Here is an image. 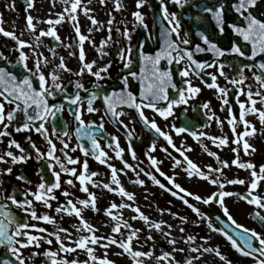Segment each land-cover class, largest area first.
<instances>
[{
	"label": "snow or ice",
	"instance_id": "1",
	"mask_svg": "<svg viewBox=\"0 0 264 264\" xmlns=\"http://www.w3.org/2000/svg\"><path fill=\"white\" fill-rule=\"evenodd\" d=\"M61 2L66 5L63 14H58L55 19L50 18L43 21V23L48 25V28L40 29L38 35L34 36L35 44L21 39L20 36L16 35L15 31L5 30L2 26L3 20L0 18V35L14 41L16 45L15 51L18 53L15 64L8 62V66H0V138L11 137V133L8 129L13 127L14 131L17 133H38L47 143V149L41 151L36 143L32 141L31 136L26 137L29 147L32 149V152L30 153L16 139L10 138L8 140V148H15L19 154L10 150L5 151L0 155V163H9L10 161L11 165L25 164L30 159L35 158L37 162L44 161V166H46L47 170L54 178L51 181H46L42 174V169H38L37 175L40 176V182L36 185L35 190L28 188L22 193H19V189L14 187L10 193L5 195L6 190L3 187L5 183L3 177L10 176L13 172V168L8 167L0 170V247L6 249L7 253H10L11 257L14 258H0V264H26L25 258L23 257V249L29 247H35L38 249L41 247L42 243H46L49 246L53 244L52 239L46 238L45 235L32 234L33 232L42 234L46 233L47 237H54L55 244L57 245L56 251H52L51 248H49L43 253H31V256L43 255L45 260L50 262V264H81V262L76 259L69 260L65 256L60 255V253H74L77 252V250L85 252L88 257V260L84 261L83 264H88L89 261H91L92 264H114L113 261L107 258V251H105L103 258H98L94 254L95 247L107 250L111 246H115L121 250L119 253H116V255H126L129 257L131 264H146V259H151L153 257V251L140 250V248H143V245H139V248L137 247L139 244V233L141 229H134L127 220L123 219L122 213L114 211L117 209H130L136 214L130 217V219L140 220L145 226H147L149 234L145 237L146 242H155V238L152 235V232L154 231L159 233L166 242L172 246L171 253L163 251L161 255L155 257L156 264H161L163 261H167L168 264H180V262L175 259L174 253L178 251L184 252L185 249L176 247L177 243L180 241L172 236L173 225L165 220L156 221L145 215L140 210L139 206L135 205V194L127 191L118 178L120 174L126 175V172H124L125 169L135 172L137 177H139L140 173L143 172V169H138L123 159L124 149L120 148L118 138L116 136H111L109 140H106V147L113 148L115 158L120 159L123 165L122 169H116L108 162L111 158L98 142V138L104 137V116H101L100 123L98 124L94 121L86 122L83 119V113L85 111L89 114H94L99 111V109L94 107V101L98 98L102 99L104 114L112 119L114 123L119 124L124 128L125 137L129 141L128 152L133 160L137 159L136 153L132 150L131 145V140L134 136V129H129L128 125L124 124L123 120L120 119V117L127 115V113L117 110L124 107L133 109L138 116L139 122L142 123L145 128L154 132L157 136L162 137L163 140L167 142L168 146L179 153L182 159L173 157L174 167L177 165H183V171L189 179L195 177L206 181L208 184L216 186L217 191L212 192L206 198L189 192L175 182L174 176H168L162 172L158 167L160 161L151 155L148 156L151 168L155 169L160 176L164 177L168 182V185H171V187L169 188L164 183H161L151 171L143 172V174L155 185L170 192L173 197L179 199L192 211L193 214H195L196 217L199 218L200 221L206 222L207 228L210 232H217L224 236L237 253L245 257H252L253 260H255V264H264V235L236 223L225 204L226 197L238 195L239 199L244 200L249 205L264 209V197L254 194L259 182L264 181V165H261L259 172H257L254 164L251 162H241L237 155V157L231 161V164L238 168L249 170L251 181L248 184V191L245 194L225 191L226 184L243 185L246 182L242 179H224L223 169L230 166L229 162L221 161L215 152L208 150V148L202 143V140H210L217 148H220L222 146H228L229 140L227 137H214L208 135L202 130H191L194 125L187 123L183 126L170 124L168 125L169 132H166L158 126L154 118L150 119L146 116L144 111L145 109L151 110L155 115L168 121L169 118L175 116V108L180 107L181 105L187 106L189 101L195 99L200 93L201 89L193 85L191 77L196 76L197 78H200L202 74L210 76L211 82L206 83L205 86L215 90L221 105H229V89L219 86L217 83L218 74L220 77H224L228 84L233 86V89L237 94L235 98L236 103L239 106L238 117L233 116L232 108L231 106H228L227 123L233 134L232 143L237 146L242 145L246 155L249 154L250 149L254 152L255 149L245 140V137L253 136L256 129L255 126L246 119V116L255 115L258 117L261 125H264V62L259 64L253 63L251 65H237L236 76L230 78L224 72L226 65L220 63L219 58L234 56L254 62L257 56L264 54V19L258 18L253 11H251V9L257 7L259 0H231L230 3H228L227 0H216V2L211 5L207 3L193 5L197 8L199 13L207 14L204 18H211L218 35L223 36L227 28L230 29L234 35L240 37L246 44L251 45L250 54H247L243 47L235 42L231 43L230 47L225 49L212 41L204 31L197 29L196 35L206 47L197 44L194 52H211L216 58L213 63L199 62L194 59L193 51H189L183 47L190 44V40L188 39L189 33L185 32L184 37L181 38V21L176 12H170L168 10V4L183 9L190 0H167V3L165 0H157L160 15L163 21L167 22V27L162 26L161 38L163 40V45L160 51L156 52L154 56L146 55L143 51H140L138 54L141 64V75L139 77L141 88L138 97L134 95L132 91H129V76L133 79L137 78V73L131 71L134 50L130 43L126 49H122L119 52V59L123 62L124 69H129L128 74L124 75L120 80L122 85L120 91L113 90L110 93H105L100 96L95 90L84 88V85L80 80H70L69 83L74 88V92L71 94L67 93L66 87L60 83V73H72V70L66 66L63 57H60L59 64L56 65L55 71L48 73L47 76L44 74L42 66L47 65L49 61L47 57H44L42 53L37 51L41 42V37H50L59 43L61 38L57 34L56 25L63 23L66 18L68 21L73 22L75 45L79 49L78 60L80 67L78 71L72 74L76 77H82L85 74L94 77L95 81H97L93 86L95 89L100 88L99 81L108 78L109 69L111 68L110 63L102 67H96L95 60L91 62L86 61L83 48L84 43L87 41L92 43L94 47H96V45L91 41L90 35L86 36L81 33L76 15L80 8L81 0H61ZM147 2L148 0H136L135 7L137 10L132 13L134 18L133 28L139 25L147 31L148 26L145 23L144 15L139 11V9H141ZM100 3L104 4L105 0H100ZM114 5L116 11L121 10L122 4L120 3V0H114ZM33 7V0H28L25 11L27 12L28 9ZM228 9H231L241 18L243 26L226 22L225 13ZM83 11L84 14L88 16V19L93 26L99 23L94 17L88 15L90 9L85 8ZM188 18L200 21L202 16L197 15ZM33 21L34 17L32 15H26V30L29 33L35 34L37 28ZM40 22L41 21H37V23ZM107 24L108 36L105 40L100 41V45L97 48L101 57L107 55V52L103 51V49L107 46L108 42L112 40L111 32L113 19L110 18L107 21ZM96 30L99 29L97 28ZM92 31L93 28L88 29L89 34ZM116 31L119 33L120 29L117 28ZM22 35L23 33H21V36ZM122 35L126 40L129 42L131 41V34L127 27H125ZM173 36L175 39H173ZM64 47L71 48L73 45H64ZM25 48L32 49L31 55L34 59L32 68L28 67L27 61L30 57L25 51H23ZM49 51L55 55L54 49L50 48ZM74 54L75 53L73 52H69V55ZM162 59L166 60L169 65L175 64L178 66L176 68V74L181 78V84L183 86H178L177 83L173 82V72L171 70L160 69L159 65ZM6 60L7 57L0 53V61ZM146 65L151 66V71L148 75L144 72ZM180 65L183 66L180 67ZM17 66L22 67L24 72L28 73V75H22L18 78V76L11 70ZM213 67L216 68V74L206 73V69ZM94 68L96 70H93ZM253 68L257 69V71L252 74V79H254L258 85V89L256 90H254L250 84H246L248 77L244 74L245 69H248V71L251 72ZM33 79L36 80L38 87L34 86ZM201 82L205 83L202 79ZM169 89L173 90L175 93L173 97H170ZM81 91L88 94L86 104L81 96ZM57 94L62 95L63 101L69 106V114L73 116L76 123L74 134L76 136L77 144L76 147L71 148V151L75 152L78 148L84 157L91 156L100 164L106 165L111 173L110 183L100 184L95 182L92 177L98 175V173L89 172L87 159L81 163L78 159H74L68 155L67 151H63V149L69 148V143L63 139V137H69V139H71L67 131V125H64L63 130L60 132H57L54 127L51 135L49 134V130L46 127L49 119L55 120L57 115L64 109V103H50V98L55 100ZM239 96H244L245 100L241 101ZM258 103L262 106L261 108L256 107ZM199 107L207 110L205 112L207 121L215 120L217 125H222L224 123V121L220 120V118L211 111L210 102H204ZM221 110H223V108ZM132 122L133 121L130 119L129 123ZM238 125L243 126V131L237 132ZM208 126L209 125L207 124L204 125V127ZM170 132L175 133L177 136L186 134L191 137L194 141L200 144L209 156L214 157L217 160L218 166L213 168L211 165H208L207 171L202 170L186 155V152H189L192 149L183 144L180 148H177ZM51 136H55L59 139V142L62 145L61 154L63 160L61 159V156L56 155V145ZM82 140H87L91 147H86L80 142ZM155 146L156 141L153 140L149 152L155 151ZM161 150L171 155V153L168 152L167 147H162ZM232 151L236 153L237 148H233ZM77 164L80 165L79 171L76 167L67 166ZM62 175L69 178L62 181ZM16 180L25 184H31V181L23 175H17ZM76 181L79 182V190L86 194V198L76 199L74 202L73 199L70 198L72 197V193L67 188L62 189V183L68 185L69 188H74L76 186ZM132 182L140 186L144 185V181L140 179H136ZM89 184H91L92 187L103 188L108 192L121 197L122 201L126 199L130 202H121L119 204L113 202L104 209V215L109 217V220L111 221V235H96L98 229L89 223L82 215L83 211L89 208L93 212L100 211L97 207V197L95 193L89 191ZM58 190L60 191V195L66 198V201L60 203L55 208V212L58 214L74 216L77 219L78 224L73 225V227H75L77 233H84L83 235H78L76 238H73L72 232L66 228H57L55 231L49 232L43 227H37L36 224L28 223L29 218L33 221L40 220L49 224L56 223L55 218L48 214L38 216L33 204L34 202H37L43 204L46 208H52L51 201L57 200L55 192ZM18 193L22 198H17ZM28 197H31V199ZM189 197L200 204H217L231 225L239 230L238 235L240 243H237V240L233 239V236L226 231L228 224H225L223 228L215 227L213 221L206 216L199 207L189 202ZM145 199H147V196H145ZM12 207L20 209L24 215L18 218L12 212ZM159 211L161 215H164L166 212L173 219L179 220L181 224L188 223L187 217L180 216L178 213L172 212L170 209H160ZM255 216L264 223V216H261L259 212H256ZM217 219H219V217H217ZM193 224L199 226L197 221H193ZM122 230H127V234ZM178 231L184 233L185 228L179 227ZM61 233L64 234L63 237L61 236ZM117 236L120 238L117 239ZM200 239L202 243L193 246L197 240L196 236L188 235L186 238H183V243L188 245L187 251L191 254H196L187 256L184 260V264H194V261H199L204 254H214L220 261L224 262V264H231V261L227 260L226 256L221 253L217 246H209L211 237H201ZM253 240L258 242V247L253 246ZM65 241H67V243H65ZM241 244L243 247H241ZM255 253H259L260 259L256 258L254 255Z\"/></svg>",
	"mask_w": 264,
	"mask_h": 264
},
{
	"label": "flooded vegetation",
	"instance_id": "2",
	"mask_svg": "<svg viewBox=\"0 0 264 264\" xmlns=\"http://www.w3.org/2000/svg\"><path fill=\"white\" fill-rule=\"evenodd\" d=\"M200 1H202V2L207 1L208 2V1H216V0H190V2L188 4H186L183 9L176 7L174 5H171V4L167 5L168 10L170 12H176L178 18L181 21V28H180L181 38L184 37V33H185V29H184L185 20H183V18H182V15H184L183 12L188 11V9L192 3L200 2ZM165 2L167 3V0H165ZM25 4H27V3H25ZM145 5L147 6V10H148L147 13L149 16V19H148L147 15L144 16L145 23L148 26L147 31H145V29L139 25H137L135 28H133V26H132V30L130 31V34H131V41L130 42L128 40H126L123 36H119L118 38H116L115 40L112 41V49L110 51H105V52H107V55L103 56V57L99 56L97 58L96 67H102V66L109 64V63L111 64V68L109 69V73H108V78L98 82L100 85V88L94 89L93 86L95 83H97V81H95L94 77L87 75V74H85L82 77H76L72 74V73H75L76 71H78L79 67H80L78 56H73L72 57L73 63H71L69 61V64L71 66L70 69L72 70V73H68V72H61L60 73V75L62 77L60 80V83L66 87L67 93L71 94L74 92V88L69 83V81L70 80H72V81L80 80L83 83L84 88L89 89V90H95L100 96H102L103 94H105L104 92L108 91L109 88L112 85H114L115 77L121 71L124 70L123 62L119 59L120 50L126 49L129 46V43L131 44V46L134 50V46H135L137 40L139 39V36L142 39L147 37L148 43L150 44V46H154L155 43H154V35H153V26H154L153 16L155 14L154 12H156L157 10H160L159 4H158L157 0H148V2L145 3ZM20 11H21L22 16L24 14H26V11H23V10H20ZM232 15L237 18V20H234V21L242 23L241 18L238 17L236 13H232ZM195 21L196 20H194L193 22L195 23ZM22 24L26 30V19L24 20V22ZM47 28H48V26H47ZM8 31H10V30H8ZM143 33H146L147 36L144 37ZM149 37H151V38H149ZM25 38L28 39V37H25ZM188 39H189V37H188ZM230 39H231L232 43L235 42L238 45L242 46L244 51L247 54H250L251 45L246 44L240 37H237L232 32H231V38ZM29 41H33L35 43L34 38L30 39ZM60 45H61L60 43L56 42L52 38L47 37L46 40L41 39L39 46H40V48H42L43 51L41 53L44 56L48 54L49 59H53L54 55L52 52L49 51V49L52 48L56 52L58 50V48L60 47ZM133 53H134V51H133ZM2 54L5 57H7V60L5 61V63L8 64V62H11L12 64H15L16 59L18 57V54L16 51L14 54L13 48L7 47L5 49V52H3ZM85 57H86V60L89 62V60L92 58L91 52L86 51ZM238 59L239 58L234 57V56H228V57L225 56V57H223V59L219 60L220 63H223L226 65L224 68V72L230 78L236 76V74H237L236 73V66L237 65H241V64L251 65L253 63L259 64L261 62H264V54L257 56L255 58L254 62L248 61V60L240 61ZM133 62H134V57H133ZM27 63H28L29 68L33 67V63H29V61H27ZM182 66L183 65H180V67H182ZM176 67H178V66L176 65ZM55 70H56L55 68H52L51 72H53ZM93 70H96V69L94 68ZM42 71L44 72V74L46 76L48 75V74H46L47 71L46 70L44 71V66H42ZM256 71H257V69H255V68H253L251 72L248 71V69L244 70L245 76L248 77V80H246V84H250L254 90L258 89V85H257L256 81L254 79H252V74H253V72H256ZM206 73L216 74V68L215 67L208 68V69H206ZM179 79H180V83H181V78L179 77ZM201 79L205 83H202ZM33 80H35V79H33ZM191 80H192L193 85H195L201 89L200 93L196 96L195 99L190 100L189 104L187 106L181 105L180 107L175 108L174 109L175 116L172 118H169L168 121L163 120L158 115H155L152 112H151V118L150 119L154 118L156 120L158 126L161 127V129L166 131V132H169L168 125H170V124H175L177 126H183L185 123H187V124L194 125V127L191 130H194V131L202 130V131L206 132L208 135L214 136V137H227L229 140V143H228V146H226V147L222 146L220 148H217L210 140H207V139H203L202 143L208 148L209 151L215 152L221 161H228L229 162L230 166L228 168L223 169V178L224 179H242L246 182L243 185L226 184L224 190L230 191L233 193H238V194H245L248 191V184L251 181L249 170L238 168V167L232 165L231 161L233 159H235L238 155L241 162H244V163L251 162L252 164H254L256 166L257 172H259L260 166L264 165V125H261L257 116H255V115L246 116V119L248 121H250L251 124L254 125L255 129H256V132L253 136L245 137V140L255 149L254 152L251 151V149H250L249 154L246 155L244 150H243L242 145L237 146L236 144L232 143L233 134H232L230 126L227 123L228 106H231L232 111H233V116L238 117V114H239V106L236 103V98H235L237 94H236L235 90L233 89V86L228 84L227 81L224 79V77H220L217 74V83L219 84V86L220 87H226L229 89V93H228L229 105H223L222 106L220 100L218 99V96H217L215 90L210 89V88L205 86L206 83L211 82L209 75L202 74V76L200 78H197L196 76H192ZM34 86L38 87V84L34 83ZM245 90H247V89H245ZM87 95H88L87 93L81 91V96L85 100V104H86ZM239 99L241 101H243V100H245V97L239 96ZM204 102H210L211 111L213 113H215V115L217 117H219L220 120L224 121V123L222 125H217L215 120L207 121V119L205 117V112L207 110L199 107ZM50 103H64V109L61 113H59L57 115L55 120L49 119V122L46 125V127L49 130V134L51 135L54 127L56 128L57 132H60L63 130L64 125H67V131H68L71 139H69V137H63V139H65L69 143V148L63 149V151H67L68 155H70L74 159H78L77 157H75V153L76 152L80 153V157H81L80 159L82 160V162L85 159H87V161H88L89 172H95V173L100 172L99 169L95 166V165H100V163L98 161L93 159L91 156L83 157L82 156L83 154L79 151L78 148L75 152L71 151V148L76 147V144H77L76 136L74 134L76 126H75V121L73 119V116L69 114V106L63 101L62 95L57 94V97L55 100H52L50 98ZM6 107H11V106H6ZM94 107L99 109V111H98L99 113L96 112L94 114H89L85 111L83 113V119L86 122L87 121H94L98 124V123H100L101 116H104V137L98 138V142L100 143V145H103L104 147H106V136H108L109 138L111 136H116L120 140L126 141L124 128L119 124L111 122L107 118V116L103 112L102 101L100 98H98L97 100L94 101ZM256 107L261 108L262 106L258 103L256 105ZM222 108H223V110H221ZM144 111H145V115H146L147 112L151 111V110L145 109ZM120 119L123 120L124 124L128 125L129 129H134V136H133L132 140L137 141L140 137H142L145 140H151V144H152V141L158 138L159 140H162L165 145H167V142L164 141L162 137L157 136L152 131H151V136H149L148 133H143V135L141 136V129H140L139 125L133 120L131 114L127 113V115L120 117ZM130 119L133 121L132 123H129ZM205 124H207L209 126L204 127ZM117 125L119 127H117ZM121 129L124 130V133L121 132ZM8 131L11 133V137L0 138V141H2V142H0V155H2L5 151H9V150L13 151L16 154H19L15 148H11V149L8 148L7 145H8V140L10 138L16 139L30 153L32 152V149L29 147L28 141L26 139V137H28V136H31L32 141L36 143L37 147H39L41 149V151H45L47 149L46 141L38 133H35V132L17 133L14 131L13 127H10L8 129ZM240 131H243L242 125L237 126V132H240ZM179 137L182 139L181 145L183 144V145L190 147L192 149L191 151L186 152V155L194 163H196L202 170L207 171L208 165H211L213 168L218 166L217 160L214 157L209 156L207 154V152H205L204 149L200 146V144L197 143L196 141H194L191 137L187 136L186 134H181V135H179ZM51 138L53 139V141L56 145V149H57L56 155L61 156V159L63 160V156L61 154L62 145L60 144L59 139H57L55 136H51ZM126 142L128 143V141H126ZM162 147L163 146L161 145V143L156 141L155 148H159L161 150ZM168 147L171 148L170 146H168ZM233 148H237L236 153H234L232 151ZM109 149H113V148H109ZM173 150H175V149H173ZM162 152H164L166 154L165 151H162ZM148 153H150L149 149L145 148V154L147 156V161L145 163H142L138 157H137L136 161H138L139 163H141L143 165H149L150 162L148 159ZM131 159H132V157H131ZM67 166L68 167H76L78 169V171L80 168L79 164L67 165ZM8 167H12L13 172L10 176H4L3 177V179L5 181L3 187L6 190L5 195L10 193L14 187L19 189V193H22L25 189H28V188L35 190L36 185L40 182V176L37 175L38 169H42V174H43L46 181H51L54 179L51 176V173L47 170L46 166H44V161L37 162L35 158L30 159L25 164L11 165L10 161H9V163H0V170L6 169ZM181 167H184V166L181 165ZM17 175L25 176L28 180L31 181V184H25L21 181H17L16 180ZM94 177H97V175ZM94 177H92V179ZM68 178L69 177H67L65 175L61 176L62 181L66 180ZM196 179H197L196 182L198 183V186L196 185L194 187V194L206 198L212 192L217 191L216 186L208 184L206 181L200 180L198 178H196ZM94 181L102 184V181H99L97 179H94ZM75 184H76V186L74 188H69L68 185L62 183V189L67 188L72 193V197H70V198L73 199L74 202L76 199L86 198V194L79 190V188H80L79 182L76 181ZM88 187H89L90 192L95 193V195L97 197V201H96L97 207L101 211L104 207L103 206V199L105 197V195L102 196L101 194L106 192V190L103 188L92 187L91 184H89ZM19 193L17 195L18 199L22 198L19 195ZM254 194H258V195L264 197V181L259 182L258 187L255 190ZM55 195L57 196V200L51 201L52 208H46L43 204L37 203V202H34L33 206H34L38 216L43 215V214H48L49 216L55 218L56 223L55 224H49V223H45V222L40 221V220L33 221L30 218L28 219V223L36 224L37 227H43V228L47 229V231H49V232L55 231L57 228H65L61 222V218L62 217L68 218L69 216L66 214L56 213L55 208L60 203L65 202L66 198L63 197L62 195H60L59 190L55 192ZM28 198L31 199V197H28ZM190 200H191V198L189 197V202H190ZM225 204L228 207L229 212L232 215L233 219L236 221V223L244 226L245 228L254 230L257 233L264 235V225L261 226L259 224V219L255 216L256 212H259L261 216H264V209H259V208H256L254 205H249L244 200L239 199L238 195L226 197L225 198ZM202 205L204 206V209H202L201 211L206 216H207L206 212L217 214V215H220L224 220L229 222L227 220V218L223 215L221 209L219 208V206L217 204L213 203V204H208V205H204V204H202ZM10 207H11V205H10ZM105 208H107V207H105ZM11 210L18 218L22 217L24 215V213L20 209L12 207ZM100 211L93 212L89 208L86 210V213L88 215L97 216V215L103 214ZM85 219L89 223H91V220L89 218H85ZM205 225L207 226L206 222H205ZM214 226L217 228H220L215 223H214ZM94 227L97 228L98 231H100V233H97L98 232L97 231L96 234H103V232L105 231V230H102L103 227L100 226V224H98V223H95ZM203 230L205 231V229H203ZM69 231L72 232L73 238H76L78 235L84 234V233H77L76 229L73 231H71V230H69ZM32 234L45 235L46 238H50L53 240V244L51 246H49L46 243H42L41 247L38 249L35 247H29V248L23 249L22 252H23V257L25 258L26 264H50V262H47L45 260V257H43V255L31 256V253H33V252L43 253L46 249H49V248H51L52 251H56L57 245L55 244L54 237H47L46 233L42 234V233L33 232ZM63 235L64 234L61 233L62 237H63ZM253 242H254V244H257V246H258V242H256L255 240H253ZM65 243H67V241H65ZM80 251L81 250H77V252L70 253V254L60 253V255L65 256L69 260H72V257L73 258L78 257V253ZM94 254L96 256H100L101 255L100 249L95 248ZM71 255H72V257H71ZM243 257H245V256H243ZM0 258L14 259L11 257L10 253H7L6 249H4L3 247H0ZM246 258L252 259V261H255V260H253L252 257H246Z\"/></svg>",
	"mask_w": 264,
	"mask_h": 264
},
{
	"label": "rangeland",
	"instance_id": "3",
	"mask_svg": "<svg viewBox=\"0 0 264 264\" xmlns=\"http://www.w3.org/2000/svg\"><path fill=\"white\" fill-rule=\"evenodd\" d=\"M136 0H120V3L122 4V8L120 11L115 10L114 0H105L104 4L100 3V0H81L80 8L77 11V21L80 26L81 33L84 35H90L91 41L94 42L96 47L93 46L92 43L85 42L83 45L84 51L91 52L92 58L89 60V62L95 60L97 63V58L101 56L99 52L97 51V48L100 45L101 40H105L108 36V24L107 21L112 18L113 19V25H112V40L108 42L107 46L103 49V51H110L112 49V41L118 38L119 36H123L122 33L127 27L128 31L130 32L132 30V26L134 24V18L132 16V13L136 11L135 7ZM34 7L31 9H28L26 14L22 16L21 11H25L27 8V5H19V0H0V18L3 20V28L5 30L15 31L17 36H20L21 39L28 41L30 43L35 44L33 41H29L30 39L34 38L35 35H38V32L40 29H47V24L43 23V21H46L47 19H55L58 14H63L64 8L66 7L65 4L61 2V0H33ZM90 9L88 15L94 17L99 23L95 26L91 24V21L88 19V16L84 14L83 9ZM20 11V12H19ZM139 11L142 12L144 16L147 15L148 19V10L147 6L144 4V6L139 9ZM21 14V15H20ZM32 15L34 17L33 23L36 24L37 32L35 34L28 33L25 28L23 27V22L26 19V15ZM37 21H41L40 23H37ZM56 31L57 34L60 36V47L55 52V55L53 59H49L48 54L43 55L44 57L48 58L49 63L47 65H44V71L46 70V74L51 72L52 68L56 69V65L59 64L60 57L64 58L66 66L70 69L71 66L69 64V61L72 62L73 56H78L79 49L75 45V32L73 28V22L68 21L67 18L63 23L60 25H56ZM93 28V31L89 34L88 29ZM99 30H96V29ZM119 28L120 32L118 33L116 29ZM21 33L23 35L21 36ZM25 37H28L25 38ZM41 39L46 40L47 37H41ZM73 45L71 48H66L64 45ZM6 46V47H5ZM7 47L13 48V52L15 54V42L10 40L9 38L3 37L0 35V53L5 52V49ZM27 55H29L30 59L28 60L29 63H34V59L32 58V49L25 48L23 49ZM37 51L41 53L43 50L40 48V46L37 48ZM69 52L75 53L74 55H69ZM18 54V53H17ZM87 61V60H86ZM62 78V77H61ZM99 113V112H98ZM149 118H151V111H148L146 114ZM170 135H172L173 142L177 146V148H180L182 139L174 134L173 132H170ZM119 146L120 148L124 149L123 152V159L127 161L129 164L133 165L134 167H137L138 169H143V172H149L151 171L153 175L157 177L161 181V183H164L167 187H171V185H168V182L164 179V177L160 176L159 173L155 171V169H152L150 164L149 165H143L139 163L136 160L131 159V155L128 152V145L126 141H122L118 138ZM103 150L108 153V156L111 158L108 162L112 164L116 169H122L123 165L121 163L120 159L115 158V153L113 149H109L108 147H104L101 145ZM154 156L158 161H160L158 167L162 172H164L168 176H174L175 182L180 184L183 188L187 189L189 192L194 193V187L198 183L196 182L197 179L193 177L192 179H189L185 172L183 171V167L181 165H177L174 167V160L170 158L168 155H166L164 152H162L159 148H155V151H152L148 153V156ZM83 156V155H82ZM75 157L78 158L79 161L82 162L80 159V153L76 152ZM84 157V156H83ZM100 172H98L97 177H94V179H97L99 181H102V184L104 183H110V170L106 165L100 164L95 165ZM126 172L125 174L119 175V180L122 184V186L129 192L135 194V205L139 206L140 210L147 216H149L151 219L159 221V220H165L168 223L173 225L172 229V236L180 241L177 243V248H184V252H175V259L180 262V264H184V260L189 255H196L191 254L187 251L188 245L183 243V238H186L188 235H194L197 237V240L195 241V244L193 246L199 245L202 243L201 237H211L209 241V246H217L221 253L224 254L227 258V260L231 261V264H255V261H252V259H247L246 257H243L239 253H237L232 247L229 241L222 235H220L217 232H210V230L205 225V222H202L199 220L198 217L195 216V214L192 213L190 209H188L179 199L176 197H173L170 192L165 191L155 185L147 176L143 174V172L140 173L139 177H137L136 173L133 171H129L127 169L124 170ZM225 174V173H224ZM140 179L144 181V185L140 186L138 184L133 183L132 181ZM240 191V190H239ZM102 196L105 195L103 199V209L100 211L101 215H88L86 213L85 209L82 213L84 218H89L91 220V224L94 226L95 223L100 224V226L103 227L102 230H105L103 234H96L98 236L104 235L108 236L111 235V221L109 220V217L104 215V209L105 207H108L111 203L119 204L121 202L130 203L126 199L122 201V198L114 195L113 193H110L106 190V192L101 194ZM145 196H147V199H145ZM79 206V205H78ZM160 209H170L172 212L178 213L180 216L187 217L188 223L187 224H181V222L177 219H173L171 216H169L166 212L164 215L160 214ZM116 212L122 213L123 219L127 220L129 224L132 225L134 229H141L139 233V244L137 247L139 248V245H143V248H140V250L148 251L152 250L154 255L151 259H146V264H156V256L161 255L163 251L172 252V246L169 245L166 240L157 232H152V235L155 238V242H146L145 237L149 234L147 226L143 224L140 220H132L130 217L133 215H136L133 213L130 209H117L114 210ZM193 221H197L199 226H196L193 224ZM61 222L64 225L66 229H69L71 231L75 230V227L73 225H77L78 221L74 216H69L68 218L62 217ZM107 225V226H106ZM179 227H184L185 232L180 233L178 231ZM205 229V231L203 230ZM127 234V230H122ZM97 233H100L98 231ZM120 237L117 236V239ZM95 247V246H94ZM99 248V247H95ZM101 251V255L97 256L98 258H103L105 251H107V258L114 262V264H131V260L129 257L116 255V253H119L121 250L119 248H116L115 246H111L107 250L99 248ZM72 257V255H71ZM72 259H76L77 261L81 262L83 264L84 261L88 259L85 252L80 251L78 253V257H75ZM88 264H92L91 261L88 262ZM161 264H168L167 261L161 262ZM194 264H224V262L220 261L214 254H204L202 258L199 261H194Z\"/></svg>",
	"mask_w": 264,
	"mask_h": 264
},
{
	"label": "water",
	"instance_id": "4",
	"mask_svg": "<svg viewBox=\"0 0 264 264\" xmlns=\"http://www.w3.org/2000/svg\"><path fill=\"white\" fill-rule=\"evenodd\" d=\"M24 1L25 0H22L20 2V4L24 5L25 4ZM215 2L216 1L194 2L190 5L188 11L183 12L184 15H182V18H183V20H185L184 29H185V32L189 33L188 37L190 40L189 45L183 46L187 50L194 52L195 46L197 44H200L202 47H206V45H203L200 38L196 35L197 29H199L200 31H204L205 34L208 35L212 41L216 42L218 46L225 48V49L230 47V44L232 43L231 39H230L231 38V30L226 28L225 34L223 36L218 35V33L215 29L214 22L211 21V18L210 17L204 18L207 16V14L199 13L197 11V8L193 6V5H202L205 3L211 5V4H214ZM227 2L230 3L231 0H227ZM251 11H253V13L258 18L264 19V0H259L257 7L254 9H251ZM154 13H155L153 16V20H154L153 35H154V43H155L154 46H150V44L148 43L146 33H143V36L146 38L142 39L139 36V39L137 40V42L134 46V53H133L134 62L132 64L131 71H134L137 73V78L133 79L132 77L129 76V91H132L133 94L136 95L137 97L139 96L140 88H141V83H140V79H139V77L141 75V64H140L138 54L140 51H143L146 55L154 56L156 54V52L160 51V49L163 45V40L161 38L162 26L167 27L166 21H163L161 15H160V10H157ZM232 13H234V12L231 9H228L226 11V13H225L226 22L227 23H233L234 22L237 25L243 26L242 23L234 21V20H237V18L234 17L232 15ZM197 15H201L202 19L200 21H195V23L193 22L194 19L188 18V17H195ZM173 39H175L174 36H173ZM194 59H196L202 63H213L216 58L213 56V54L211 52L205 51L203 53H195L194 52ZM221 59H223V57L219 58V60H221ZM238 60L243 61L242 58H239ZM0 66H8V64L5 63V61H0ZM159 67L161 70H171L173 72V82L177 83L178 86H182L180 83L179 76L176 74V68L177 67L175 64L169 65L166 60L162 59L160 61ZM11 70L14 72V74H16L18 76V78H20L22 75H28V73L24 72L23 68L20 66L12 68ZM150 71H151V66L146 65L144 68L145 74L146 75L150 74ZM128 72H129V69H124L123 71H121L115 77L114 85H112L109 88V90L104 92V93H110L113 90L120 91L122 88L120 80L124 75H127ZM33 83L37 84L36 80H33ZM169 95H170V97H173L175 95L173 90L169 89ZM101 101H102V99H101ZM102 106H103V102H102ZM117 110L118 111H124V112L130 113L132 115L134 121L139 125V127L141 129V136L143 135V133H148V135L151 136V131L148 130L147 128H145L143 126V124L139 122L138 116L136 115V113L133 109H129V108L124 107L122 109H117ZM103 112H104V108H103ZM107 118L111 122H113V120L110 119L108 116H107ZM75 126H76V123H75ZM121 132L124 133V130L121 129ZM109 139L110 138L108 136H106V140H109ZM155 140L157 142L161 143V145L163 147L168 148V152L171 153V155H169L167 153L169 156H171L172 158L175 157L177 159H182L176 151H174L173 149H171L167 145H165L162 140H159L158 138ZM80 142L83 143L88 148L91 147V145L89 144V142L87 140H82ZM128 145H129V141H128ZM131 145H132V150L135 151V153H136L137 157L140 159V161L146 162L147 158L145 156V148L150 149L151 140H145L142 137H140L137 141L131 140ZM190 203H193L195 206L199 207L200 210L202 208L204 209V207L197 201L191 200ZM206 214L212 221L217 223L221 228H223L225 224H228V228L226 229V231H228L229 234L233 236V239L237 240V243H240L239 235H238V233H239L238 229H235V227L232 226L229 222L222 219V217L220 215L209 213V212H206ZM217 217H219V219H217ZM259 224L261 226L264 225V223H262L260 220H259ZM253 246L256 247V244H254V242H253ZM241 247H243L242 244H241ZM254 255L260 258L259 253H255Z\"/></svg>",
	"mask_w": 264,
	"mask_h": 264
}]
</instances>
